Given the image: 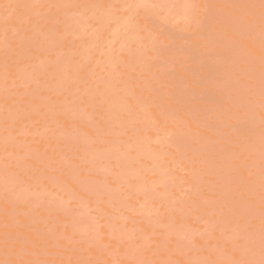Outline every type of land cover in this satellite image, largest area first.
Masks as SVG:
<instances>
[{"label": "rangeland", "instance_id": "1", "mask_svg": "<svg viewBox=\"0 0 264 264\" xmlns=\"http://www.w3.org/2000/svg\"><path fill=\"white\" fill-rule=\"evenodd\" d=\"M0 115V264H264V0H0Z\"/></svg>", "mask_w": 264, "mask_h": 264}, {"label": "bare ground", "instance_id": "2", "mask_svg": "<svg viewBox=\"0 0 264 264\" xmlns=\"http://www.w3.org/2000/svg\"><path fill=\"white\" fill-rule=\"evenodd\" d=\"M19 8V7H18ZM29 9V8H28ZM126 22V21H125ZM181 22V21H180ZM96 27V26H95ZM102 27V26H101ZM135 31V30H134ZM178 32V31H177ZM135 33V32H134ZM113 37H114V35H113ZM192 40V39H191ZM248 40V39H247ZM200 42V41H199ZM203 42V41H202ZM252 42V41H251ZM253 43V42H252ZM251 43V44H252ZM80 44H81V42H80ZM125 44V43H124ZM203 45V44H202ZM249 45V44H248ZM256 44H254V46H255ZM201 46V45H200ZM175 47V46H174ZM204 48V47H203ZM209 48H210V46H209ZM217 48V47H216ZM215 48V49H216ZM221 48V47H220ZM250 48V47H249ZM254 48V47H253ZM114 50V49H113ZM219 50H221V49H219ZM253 50V49H252ZM4 52V51H3ZM260 52V51H259ZM255 53V52H254ZM70 54V53H69ZM67 55V54H66ZM260 55V54H259ZM114 56V55H113ZM258 56V55H257ZM262 56H263V54H262ZM3 57V56H2ZM67 57V56H66ZM63 60H65V59H63ZM6 63V62H5ZM61 69V68H60ZM58 71V70H57ZM239 75V74H238ZM239 77V76H238ZM122 78V77H121ZM29 80V79H28ZM131 80V79H130ZM244 81V80H243ZM116 82V81H115ZM134 82V81H133ZM105 84V83H104ZM144 85V84H143ZM58 86V85H57ZM140 86V85H139ZM142 86V85H141ZM107 87V86H106ZM53 88H54V85H53ZM3 89H5V88H3ZM18 90V89H17ZM119 91V90H118ZM133 91V90H132ZM112 94V93H111ZM137 95V94H136ZM4 98V97H3ZM125 101V100H124ZM133 103V102H132ZM119 104V103H118ZM114 108V107H113ZM117 110V109H116ZM123 110V109H122ZM30 111V110H29ZM28 111V112H29ZM110 111V110H109ZM126 111V110H125ZM19 112V111H18ZM21 112V111H20ZM118 111H116V113H117ZM126 115V114H125ZM1 116V115H0ZM103 121V120H102ZM26 125V124H25ZM3 126V125H2ZM1 126V127H2ZM31 127H33V126H31ZM21 133V132H20ZM15 135V134H14ZM18 137H20V136H18ZM4 139V138H3ZM13 139V138H12ZM9 142V141H8ZM25 143V142H24ZM6 145V144H5ZM14 148H16L15 146H14ZM148 153V152H147ZM151 154V153H150ZM4 157V156H3ZM12 158H13V156H12ZM149 158V157H148ZM152 158V157H151ZM24 160V159H23ZM23 160H22V162H23ZM149 160H152V159H149ZM13 161H15V160H13ZM20 163V162H19ZM27 163H29V162H27ZM24 164V163H23ZM25 166V165H24ZM3 167V166H2ZM23 167V166H22ZM28 167V166H27ZM26 167V168H27ZM32 167V166H31ZM31 167H29V168H31ZM15 168H17V167H15ZM21 168V167H20ZM23 170V169H22ZM25 170V169H24ZM10 172V171H9ZM21 172V171H20ZM19 173V172H18ZM23 173V172H22ZM26 174V173H25ZM13 176V175H12ZM18 176V175H17ZM24 177V176H23ZM13 179V178H12ZM22 179V178H21ZM24 182V181H23ZM19 183V182H18ZM17 183V184H18ZM24 183H26V182H24ZM8 184V183H7ZM19 185V184H18ZM28 185H31V184H28ZM16 186V185H15ZM26 186V185H25ZM29 187V186H28ZM34 187V186H33ZM19 189V188H18ZM1 190V189H0ZM12 191V190H11ZM20 191V190H19ZM7 192V191H6ZM14 192V191H13ZM27 192H29V191H27ZM3 193V192H2ZM1 193V194H2ZM15 193V192H14ZM18 193V192H17ZM6 194H8V193H6ZM30 196V195H29ZM1 197H2V195H1ZM11 197V196H10ZM19 197V196H18ZM21 200V199H20ZM23 202V201H22ZM12 203V202H11ZM16 203V202H15ZM15 205V204H14ZM34 221V220H33ZM29 223V222H28ZM27 223V224H28ZM32 223V222H31ZM29 232H31V231H29ZM12 240H14V239H12ZM34 252V251H33ZM31 253V252H30ZM31 255H32V253H31ZM31 259V258H30ZM33 259V258H32ZM32 261V260H31ZM11 262V261H10Z\"/></svg>", "mask_w": 264, "mask_h": 264}]
</instances>
